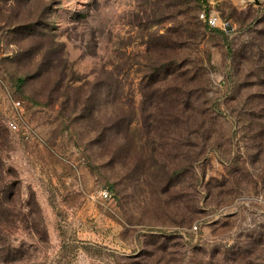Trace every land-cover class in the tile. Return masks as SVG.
Listing matches in <instances>:
<instances>
[{
  "label": "rangeland",
  "instance_id": "374dc122",
  "mask_svg": "<svg viewBox=\"0 0 264 264\" xmlns=\"http://www.w3.org/2000/svg\"><path fill=\"white\" fill-rule=\"evenodd\" d=\"M2 130L0 264H264V0H0Z\"/></svg>",
  "mask_w": 264,
  "mask_h": 264
},
{
  "label": "built area",
  "instance_id": "2783aa9c",
  "mask_svg": "<svg viewBox=\"0 0 264 264\" xmlns=\"http://www.w3.org/2000/svg\"><path fill=\"white\" fill-rule=\"evenodd\" d=\"M199 18H200V20H202L205 24H207L210 27L219 26L216 16L214 14L208 12L206 9H203V10L200 11ZM14 105L15 106H19L20 102L17 100V101L14 102ZM7 126L9 127L10 130H13V131H18L19 130L18 124L14 120H9L7 122ZM102 195L104 197H107L108 193L106 191H103ZM193 229H196V227L194 226Z\"/></svg>",
  "mask_w": 264,
  "mask_h": 264
},
{
  "label": "trees",
  "instance_id": "16d2710c",
  "mask_svg": "<svg viewBox=\"0 0 264 264\" xmlns=\"http://www.w3.org/2000/svg\"><path fill=\"white\" fill-rule=\"evenodd\" d=\"M206 26H208V25L206 24ZM208 27L211 29H215V28L210 27V26H208ZM216 31L221 33V34H224L223 30L216 29ZM1 137H3V130H2V132H0V176H1L2 166H3V161L5 160L4 156H3L4 148H3V141H1ZM1 193H2V191L0 190V194ZM0 199H2L1 195H0ZM236 262H237V260H236ZM244 264H247V263L244 262Z\"/></svg>",
  "mask_w": 264,
  "mask_h": 264
},
{
  "label": "water",
  "instance_id": "95a60500",
  "mask_svg": "<svg viewBox=\"0 0 264 264\" xmlns=\"http://www.w3.org/2000/svg\"><path fill=\"white\" fill-rule=\"evenodd\" d=\"M226 30H228V28H226Z\"/></svg>",
  "mask_w": 264,
  "mask_h": 264
}]
</instances>
